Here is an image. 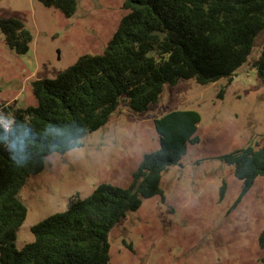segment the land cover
<instances>
[{
    "label": "trees",
    "instance_id": "obj_1",
    "mask_svg": "<svg viewBox=\"0 0 264 264\" xmlns=\"http://www.w3.org/2000/svg\"><path fill=\"white\" fill-rule=\"evenodd\" d=\"M70 17L76 0H38ZM112 37L99 54H82L54 78L31 82L36 105L0 104V264H108V233L143 199L159 194L163 172L198 142V111L181 109L155 118L159 147L145 152L128 186L108 182L87 196L34 223V239L17 248L27 216L19 198L26 179L40 173L51 153L81 145V138L105 125L122 101L135 112L158 101L165 84L194 79L202 85L232 79L264 31V0H125ZM7 47L28 51L31 31L15 17L0 18ZM253 66L264 79V39ZM221 87L218 96L223 97ZM241 181L233 206L264 176V145H246L220 156ZM226 183L219 187L223 199ZM264 251V229L258 235ZM264 264V254L260 257Z\"/></svg>",
    "mask_w": 264,
    "mask_h": 264
},
{
    "label": "rangeland",
    "instance_id": "obj_2",
    "mask_svg": "<svg viewBox=\"0 0 264 264\" xmlns=\"http://www.w3.org/2000/svg\"><path fill=\"white\" fill-rule=\"evenodd\" d=\"M124 1L76 0L74 13L66 17L38 0H0V18H18L32 33L28 51L17 54L0 31V104L36 105L33 80L54 78L82 54L101 53L125 12ZM263 39L261 31L231 80L165 84L158 101L143 112L122 101L105 125L81 138L79 147L49 154L43 171L29 176L19 190L27 216L16 247L32 241L30 227L65 209L70 195L87 196L101 182L128 186L142 155L159 147L154 119L193 109L201 116L198 142L188 144L180 162L163 172L164 200L159 194L143 199L111 228L108 264H262L258 235L264 229V176L256 177L233 206L241 181L220 156L264 145V79L252 64ZM223 181L226 192L220 199Z\"/></svg>",
    "mask_w": 264,
    "mask_h": 264
}]
</instances>
